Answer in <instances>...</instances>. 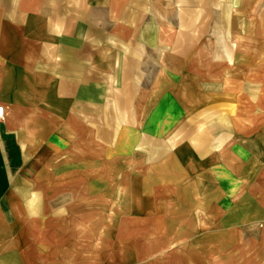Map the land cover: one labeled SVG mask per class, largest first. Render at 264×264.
<instances>
[{
    "label": "crops",
    "instance_id": "obj_1",
    "mask_svg": "<svg viewBox=\"0 0 264 264\" xmlns=\"http://www.w3.org/2000/svg\"><path fill=\"white\" fill-rule=\"evenodd\" d=\"M0 264H264V0H0Z\"/></svg>",
    "mask_w": 264,
    "mask_h": 264
},
{
    "label": "built area",
    "instance_id": "obj_2",
    "mask_svg": "<svg viewBox=\"0 0 264 264\" xmlns=\"http://www.w3.org/2000/svg\"><path fill=\"white\" fill-rule=\"evenodd\" d=\"M4 115H5L4 110L3 108L0 107V120L4 118Z\"/></svg>",
    "mask_w": 264,
    "mask_h": 264
}]
</instances>
